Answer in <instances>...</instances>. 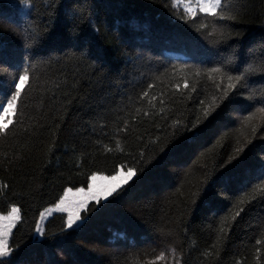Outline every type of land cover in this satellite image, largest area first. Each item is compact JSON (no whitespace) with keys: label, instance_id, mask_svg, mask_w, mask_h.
I'll list each match as a JSON object with an SVG mask.
<instances>
[{"label":"trees","instance_id":"1","mask_svg":"<svg viewBox=\"0 0 264 264\" xmlns=\"http://www.w3.org/2000/svg\"><path fill=\"white\" fill-rule=\"evenodd\" d=\"M173 1L85 0L92 22H84L83 32L92 35L105 53L103 67H97L99 61L93 65L65 59L57 51L53 57L59 63L54 59L33 71L23 122L0 136V182L9 185L8 195H0V212L16 204L21 214L9 237L10 246L19 245L15 264H165L155 260L165 246L153 242L152 222L172 234L168 243L176 247L177 256L183 252L181 264H258L256 247L261 248L264 264V112L257 111L259 105H229L217 118L209 117L198 136L185 139L177 133L158 155L172 129L157 130L143 117L131 121L137 108L147 107V102L137 101V94L154 79L159 78V87L152 94L163 88L169 93L165 100L170 99L172 69L186 62L193 46L213 59L232 55L228 50L216 51L215 36L194 31L205 22L202 18L191 27L178 20L184 9ZM29 2L43 12L49 0ZM226 2L242 13L238 30L245 35L243 43L235 46L238 58L249 48L251 56L260 57L261 49L253 45L264 32V0ZM24 11L16 0H0V103L5 102L20 61L21 43L26 42L25 36L17 38L9 29H16L17 24L27 27ZM93 26L98 34L93 33ZM31 28L39 30L38 17ZM141 51H148L150 57L140 58ZM104 73L107 77L101 79ZM199 86L201 98L213 92L206 77ZM249 90L258 97L264 92V82L253 77ZM165 106L172 119L187 117L193 108L179 96ZM124 120L129 121V131L117 136L116 129ZM141 136L143 143L137 139ZM156 136L161 137L160 145L149 146L138 163L140 150ZM117 139L122 152L116 150ZM105 146L113 150L105 152ZM237 148L243 151L237 154ZM229 156L235 159L225 171L221 166ZM123 163L144 171H137L124 185L127 192L117 202L100 211L89 202L80 213L82 226L69 231L60 245L53 243V235L61 232L65 214L55 213L45 223L46 235L34 236L39 211L55 203L65 188L85 186L93 172L112 175L115 166ZM206 180V204L193 214L185 236L178 227L176 206L182 207V200H189ZM208 207L216 212L214 222L205 210ZM238 208L245 211L233 222ZM231 224L234 227L229 229ZM166 255L170 260V253Z\"/></svg>","mask_w":264,"mask_h":264},{"label":"snow or ice","instance_id":"2","mask_svg":"<svg viewBox=\"0 0 264 264\" xmlns=\"http://www.w3.org/2000/svg\"><path fill=\"white\" fill-rule=\"evenodd\" d=\"M16 2L21 9H26L23 12V24L27 27L17 24L16 29L9 30L13 31L17 38L25 36L26 42L22 41L21 43L20 61L16 75L5 94V102L0 103V136H7L17 123L23 122L24 99L32 88V73L38 64L50 65L54 59L59 63V58H54L53 53L62 51L65 59H75L82 63L91 62L93 65H97V61H99L97 67L102 68L105 56V53L99 50V46L94 44V37L83 32L84 22L87 21L89 24L92 22V16L86 15L85 0H49L44 6L43 12H37L35 5L29 0H16ZM90 8L91 3L89 2L87 11L90 12ZM241 14L239 7L226 2V0H184V13L177 19L191 27L196 24L198 19L202 18L205 22H201L194 31L197 34L206 33L208 36H215L216 51L228 50L232 55L213 59L207 51H201L193 46L184 58L186 62L178 70L175 67L172 69L173 77L170 83L171 96L169 100H165L164 97L169 93L163 88L157 95L152 94L159 87V78L147 83V88L137 94V101L141 104L147 102V107L146 109L137 108L135 114L131 116V121L135 123L143 117L150 120L157 130L162 129L167 132L169 127L172 129L169 133L170 138L162 147L158 148L157 155L164 152L177 133H182L185 139L198 136L203 131L204 122L208 121L209 117L215 119L220 116L229 105H246L248 107L259 105L257 111L264 112V92L257 97L254 92L249 90V83L253 77L264 82V32L261 33L256 45H253V47L261 49V56H251L252 48H249L238 58L235 46L243 43L241 38L245 35L243 31L238 30L241 27L238 21ZM37 17L39 18L38 31L31 28L32 22ZM93 33L98 34L99 29L93 26ZM138 55L140 58L150 57L148 51H141ZM0 57H2V49H0ZM0 63H3L2 59H0ZM177 72L179 75H176ZM257 73H259L258 76ZM92 75H95V70ZM106 77L107 73H104L101 79ZM204 77L207 78V82L211 83L213 92L210 96L201 98L203 94L199 81ZM246 92L249 94L245 97ZM185 94L187 95L185 96ZM177 96L185 102H190L193 108L187 117L172 119L169 109L165 105L173 102ZM157 103L161 105L159 108H157ZM251 115L250 113L249 116ZM169 120H171L170 125L167 123ZM157 121L162 123H157ZM128 131L129 121L124 120L123 126L118 127L115 134L119 136L121 133L127 134ZM137 139L143 143L142 136ZM160 143V136L145 143L139 152L138 163L143 162L144 154L149 146L160 145ZM112 150L108 146L104 148L105 152ZM116 150L123 151L119 139L116 140ZM171 150L169 149V151ZM235 151L239 154L243 148H237ZM234 159L235 157L229 156L221 167L228 171L227 166ZM137 171L143 174L144 170L129 167L123 163L115 166L111 176L100 175L98 177V174L93 172L88 177L87 190L76 188L75 193L80 195L73 199L69 198L72 189L65 188L64 194L55 203L39 211L38 217L34 220V233L44 237L47 231L46 221L55 213L66 214L61 232L53 235V243L62 244L69 231L76 230L84 223L80 213L82 210L86 211L89 202H94L97 205L96 211L114 204L127 192L124 185L136 175ZM136 178L139 179V176ZM206 186L207 180L204 182V186L191 194L189 200H182V207L176 206L180 210L178 227L181 228L185 236L189 231L193 214L206 204ZM8 189L7 183L0 182V195L7 196ZM205 210L211 213L210 219L214 222L216 212L210 207ZM244 211V208H238L232 214V221L237 222V218ZM19 220H21L20 207L16 204L12 205L11 211L6 216H0V264H15L14 256L19 251V245L16 248L10 246L9 236L13 226ZM145 223L148 222L145 221ZM228 227L231 229L234 224ZM150 230L154 237L153 242L165 246V250L161 251L155 260L165 261V264H181L184 258L183 252L177 256L176 247L168 243L172 240V234L164 231L156 222L151 223ZM220 233L227 238L228 233L224 232L223 228L220 229ZM256 244H261V241L257 240ZM255 251L256 260L258 264H261V248L256 247ZM166 253H170V260ZM205 255H211V253H205ZM216 255L219 256V253L217 252Z\"/></svg>","mask_w":264,"mask_h":264},{"label":"rangeland","instance_id":"3","mask_svg":"<svg viewBox=\"0 0 264 264\" xmlns=\"http://www.w3.org/2000/svg\"><path fill=\"white\" fill-rule=\"evenodd\" d=\"M174 2H175V4H177V5H181L183 8H184V0H174ZM125 171H126V169H125ZM98 174V177L100 176V175H103V176H105V177H107V176H111V175H105V174H101V173H97ZM90 177V176H89ZM99 182V181H98ZM87 184H88V181H87ZM87 184L85 185V186H81V187H77V188H83V189H85V191L87 190ZM72 189V192L71 193H69V198L70 199H73V198H76V197H78L80 194H76L75 193V189L76 188H71ZM63 194H64V192H63ZM62 194V195H63ZM11 211V208L9 209V211L8 212H10ZM8 212H6V213H1L0 212V216H6L7 214H8ZM65 216H66V214H65ZM14 227V226H13ZM13 229V228H12ZM34 236L35 237H40L38 234H35L34 233ZM10 237V236H9Z\"/></svg>","mask_w":264,"mask_h":264}]
</instances>
